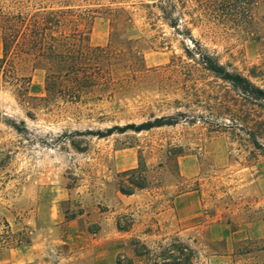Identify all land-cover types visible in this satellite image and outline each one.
Instances as JSON below:
<instances>
[{
  "label": "rangeland",
  "instance_id": "obj_1",
  "mask_svg": "<svg viewBox=\"0 0 264 264\" xmlns=\"http://www.w3.org/2000/svg\"><path fill=\"white\" fill-rule=\"evenodd\" d=\"M232 1L0 0L91 11L116 82L71 103L43 65L0 76V264H264V102L185 51L193 39L264 89V0L252 19ZM156 118L176 123L108 133ZM133 169L146 188L121 177Z\"/></svg>",
  "mask_w": 264,
  "mask_h": 264
},
{
  "label": "trees",
  "instance_id": "obj_2",
  "mask_svg": "<svg viewBox=\"0 0 264 264\" xmlns=\"http://www.w3.org/2000/svg\"><path fill=\"white\" fill-rule=\"evenodd\" d=\"M224 1L211 0L210 3L214 7L227 2L232 6V0ZM235 2L241 4L247 17L252 19L255 0H235ZM160 9L165 12L163 7ZM90 12L78 13L66 4L58 7H43L39 4V7L33 10H29V6H23L16 14L1 13L3 54L0 57V76L6 75L9 68L15 69L16 59L43 65L48 69L45 80L46 91L49 93L57 90L63 94L67 102L71 103L81 101L82 95L94 89L105 91L108 87L115 86L116 82L112 81V68L109 66L114 55L112 45L108 44L106 47L90 45L95 19ZM112 16L114 20L128 18L125 10H115ZM174 25L172 24L173 27ZM191 41L196 50L188 48L185 50L189 59L198 61L208 72L240 90L247 97L264 102V89L248 77L230 72L218 59L204 52L198 42L193 39ZM94 66L99 67V71H91ZM175 123L165 118H156L139 125L115 126L109 129L108 133L114 130L121 133L129 130L140 133ZM108 133L96 135L106 137ZM137 173V182H129L131 187L146 188L147 178L137 169L124 172L121 177ZM120 189L125 194L132 193L126 192L122 186Z\"/></svg>",
  "mask_w": 264,
  "mask_h": 264
}]
</instances>
